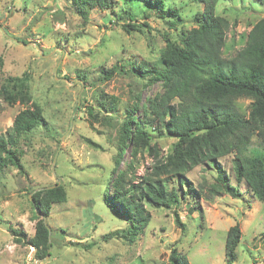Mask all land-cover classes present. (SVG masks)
I'll return each mask as SVG.
<instances>
[{
  "label": "rangeland",
  "instance_id": "374dc122",
  "mask_svg": "<svg viewBox=\"0 0 264 264\" xmlns=\"http://www.w3.org/2000/svg\"><path fill=\"white\" fill-rule=\"evenodd\" d=\"M115 1L118 11L123 2ZM168 2L178 10L174 20L162 19L160 12L144 10L141 4L129 5L138 23L148 25L130 35L109 10H87L83 15L73 0H0V88L9 78L27 75L30 96L27 106L9 105L0 94V135L11 130L26 108H39L43 120L9 145L23 170L13 165L0 169V264H169L174 249L190 264H227V233L236 225L241 240L233 264H264V203L246 182H237L233 154L217 159L216 165L239 189V198L211 195L217 172L205 163L186 173L182 188L176 180L169 186L179 193L178 204L171 208L144 204L151 221L133 244L105 238L130 225L104 203L105 191L111 196L115 191L112 172L122 123L127 113L143 120L150 101L164 93L161 82L139 79L130 72H118L107 80L105 71L116 65L129 70L132 64L154 63L166 40L178 41L183 31L196 26L202 4ZM216 13L229 22L223 49L229 58L264 16V0L220 1ZM144 14L149 15L147 20ZM170 21H175L174 26ZM235 105L248 115V99L240 98ZM153 129L157 123L149 130L151 145L165 159L177 139ZM127 145L120 169L126 171L128 182L138 184L153 171L157 159L141 148L134 159L136 146ZM249 148L264 153L257 139ZM132 161L134 166L128 168ZM58 182L65 188L67 202L52 205L44 218L52 248L39 260L34 249L16 242L7 227L32 238L37 222L32 195ZM188 188L193 195L183 198Z\"/></svg>",
  "mask_w": 264,
  "mask_h": 264
},
{
  "label": "trees",
  "instance_id": "16d2710c",
  "mask_svg": "<svg viewBox=\"0 0 264 264\" xmlns=\"http://www.w3.org/2000/svg\"><path fill=\"white\" fill-rule=\"evenodd\" d=\"M121 1L123 6L117 11L115 0H73L83 15L87 10H109L130 35L132 31L143 32V28L148 27L147 23H138L136 15L128 7L131 4H141L144 10L160 12L162 19L174 20L179 16L178 10L168 0ZM187 1L204 6L198 14L196 26L183 31L178 41L166 40V46L156 62L132 64L129 70L116 65L105 71L107 80L118 72H130L139 79L161 82L164 87V93L150 101L143 120L133 113H127L128 118L122 123L119 153L112 172L115 191L113 196L105 191L104 203L115 215L127 219L130 225L110 233L106 240L114 238L133 244L151 221L144 204L163 208L178 204L180 195L174 187L169 189V186L176 180L182 188L186 183V173L205 163L212 164L217 172L211 195L225 193L239 198V189L231 185L225 172L216 165L217 159L231 154L234 155L232 163L237 182H246L249 190L264 203V153L249 148L254 139L264 148V16L252 27L244 46L226 58L223 49L229 22L217 15L216 10L220 1L231 0ZM148 18V14L143 15L144 20ZM124 20L127 22L123 23ZM170 22L174 26L175 21ZM27 86V75L9 78L1 86L0 94L9 105L20 102L27 106L30 100ZM240 98L250 101L248 115L241 114L235 105ZM111 105H115V102ZM113 109V106L110 107V110ZM13 123L6 135H0V169L13 165L23 170L16 151L9 149V145H14L18 136L32 132L43 123L41 110L37 107L26 108ZM155 123L157 129H153V132L164 131L169 137L177 139L165 159L160 158L156 145H151L149 130ZM87 142L96 147L91 141ZM130 142L136 146L134 159L139 148L147 150L157 159L153 171L138 184L128 182L126 171L120 169ZM133 161L128 168L134 166ZM193 192L188 188L182 197L192 196ZM32 201L34 219L37 220L34 236L28 239L12 226L7 228L16 242L33 248L34 257L40 260L48 256L52 248L49 239L51 232L44 218L49 217L52 205L67 202V194L64 186L55 184L53 188L35 191ZM192 210L195 211L190 208V212ZM176 223L184 229L179 218ZM240 240L241 231L236 225L227 233V264L235 262ZM169 264L190 263L174 249Z\"/></svg>",
  "mask_w": 264,
  "mask_h": 264
},
{
  "label": "water",
  "instance_id": "95a60500",
  "mask_svg": "<svg viewBox=\"0 0 264 264\" xmlns=\"http://www.w3.org/2000/svg\"><path fill=\"white\" fill-rule=\"evenodd\" d=\"M60 185V182H58L57 183V186H59ZM49 188H53V187H49ZM45 224H46V222H45ZM46 226H47V224H46ZM48 227V226H47Z\"/></svg>",
  "mask_w": 264,
  "mask_h": 264
}]
</instances>
